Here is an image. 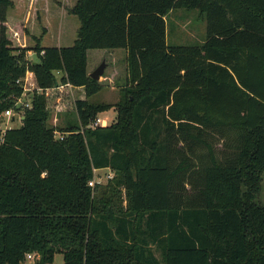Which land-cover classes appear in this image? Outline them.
Returning a JSON list of instances; mask_svg holds the SVG:
<instances>
[{
  "label": "trees",
  "instance_id": "trees-1",
  "mask_svg": "<svg viewBox=\"0 0 264 264\" xmlns=\"http://www.w3.org/2000/svg\"><path fill=\"white\" fill-rule=\"evenodd\" d=\"M19 6L0 0V114L27 72L36 90L0 131V264H264V0H75L68 47L25 45L27 13L8 14ZM173 9L205 17L201 45L166 44ZM117 49L116 117L92 127L110 105L88 101L103 85L87 53ZM66 84L85 98L49 127L45 91ZM101 169L112 177L90 187Z\"/></svg>",
  "mask_w": 264,
  "mask_h": 264
},
{
  "label": "rangeland",
  "instance_id": "rangeland-1",
  "mask_svg": "<svg viewBox=\"0 0 264 264\" xmlns=\"http://www.w3.org/2000/svg\"><path fill=\"white\" fill-rule=\"evenodd\" d=\"M20 6L15 9H9L8 14L12 16H22L24 13H30V18L26 23L28 34L25 37V45L32 47L35 45V39H40L41 47L48 46H71L76 39V32L79 26L77 18L68 14L69 9L75 4V0H19ZM33 8L30 9V6ZM166 44L168 46H195L201 45L206 35V19L193 9H173L165 16ZM43 31L46 32L43 34ZM43 34V35H42ZM32 37V38H31ZM108 51V52H107ZM90 50L87 53V72L92 73L103 62L105 63L104 73L98 81L103 88L88 98L90 103L110 105L108 111L99 113L96 118L106 121L107 125L114 121L116 117L115 104L120 100V89L124 84L125 76V51L117 50ZM28 59L37 62L36 55L31 52ZM33 77V76H32ZM31 80V78H29ZM61 86V85H59ZM47 89L45 95L46 110L48 113L47 125L64 128L68 121L76 119L74 112V103L84 97L82 92L61 88ZM22 86V93L11 99L10 116L3 117L0 114L1 127L18 128L21 125V113L23 110H16L19 103L28 104L30 94L36 88L28 90ZM30 92V93H31ZM82 96V97H81ZM216 152L226 151L224 142L215 138L213 141ZM221 155V154H220ZM113 173L108 169L94 171L92 182L105 185ZM256 201L264 205V172L261 174L259 194ZM157 259H160L159 253L153 251ZM52 264H63L60 254L54 256Z\"/></svg>",
  "mask_w": 264,
  "mask_h": 264
},
{
  "label": "built area",
  "instance_id": "built-area-1",
  "mask_svg": "<svg viewBox=\"0 0 264 264\" xmlns=\"http://www.w3.org/2000/svg\"><path fill=\"white\" fill-rule=\"evenodd\" d=\"M32 76H33L32 73L27 72L23 79H21L20 81H16V82L17 83H21L22 86L25 87V89H27V87H30V88H28V90L34 89V88H36V85H35L34 78ZM29 78H31V80H29ZM46 91H48V90H46ZM46 91H45V95H47ZM27 106H28V104L22 102V103H19V105H17V108H19L18 110L20 112V110H22L23 108H25ZM10 112H11L10 109L5 110L2 113V116L3 117L10 116ZM97 126L105 127V126H107V123H106V121H103L100 118H95L94 121L92 122V127H97ZM4 130L5 129L1 127V123H0V131L3 132ZM54 133H55L56 137L59 140H61L63 138V134L62 133H60L58 131H55ZM88 185L90 187H93L94 183L92 181H90V182H88ZM39 259H40V256L38 254H36V253H28V254L25 255L22 264H38Z\"/></svg>",
  "mask_w": 264,
  "mask_h": 264
},
{
  "label": "crops",
  "instance_id": "crops-1",
  "mask_svg": "<svg viewBox=\"0 0 264 264\" xmlns=\"http://www.w3.org/2000/svg\"><path fill=\"white\" fill-rule=\"evenodd\" d=\"M33 8V3H32V6H30V9H32ZM30 13L28 12V14L26 15V23L28 22V20H29V18H30ZM58 47H63V46H60V45H57ZM102 52H106V50H102ZM108 52V51H107ZM30 54H31V51H28L27 52V57L28 56H30ZM124 81H125V76H124ZM60 87L61 88H68L69 90H76V91H79V92H82L83 93V95H84V97H82L81 99H83V98H85V94H84V89H83V87H73V86H71V85H61V86H59V89H60ZM52 89H54V88H52ZM51 89V90H52ZM84 100V99H83Z\"/></svg>",
  "mask_w": 264,
  "mask_h": 264
},
{
  "label": "water",
  "instance_id": "water-1",
  "mask_svg": "<svg viewBox=\"0 0 264 264\" xmlns=\"http://www.w3.org/2000/svg\"><path fill=\"white\" fill-rule=\"evenodd\" d=\"M105 63L103 62L100 66H98L92 73L89 74V77L95 81H99L101 76L104 73ZM22 121V120H21Z\"/></svg>",
  "mask_w": 264,
  "mask_h": 264
}]
</instances>
